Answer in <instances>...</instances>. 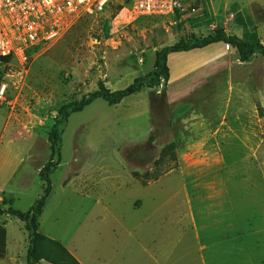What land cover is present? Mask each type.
I'll return each mask as SVG.
<instances>
[{"label": "rangeland", "instance_id": "1", "mask_svg": "<svg viewBox=\"0 0 264 264\" xmlns=\"http://www.w3.org/2000/svg\"><path fill=\"white\" fill-rule=\"evenodd\" d=\"M112 18L107 12L68 21L27 65L0 69V84L8 85L7 101L0 102V198L8 199L0 200V207L27 212L43 182L34 168L53 160L52 185L64 183L88 194L94 200L88 209L99 201L82 227L92 234L118 231L108 250L112 264H156L145 248L154 252L157 240L166 246L160 264H264V52L241 62L228 45L225 59L200 68L196 57H172L168 66L175 62L177 68L167 86L162 81L115 106L97 98L59 126V154L52 155L49 140L63 106L98 91L100 83L117 91L147 77L157 52L167 46L191 44L217 29L264 45V0H189L183 12L148 17L118 31ZM172 142L173 152L162 157ZM8 148L12 152L5 157ZM4 157L13 168L21 167L6 186ZM219 181L213 213L204 217L218 224L222 243L202 252L194 202L209 188L216 192ZM150 183L153 192L143 195L146 208L134 212ZM156 191L168 213L167 234L156 218L148 219L159 208ZM100 203L115 208L114 218L101 222ZM202 207L196 205V212ZM0 224L8 231L0 264H27L25 223L4 214ZM126 230L133 233L128 249ZM81 249L89 251L86 245ZM170 253L174 258L166 262Z\"/></svg>", "mask_w": 264, "mask_h": 264}, {"label": "crops", "instance_id": "2", "mask_svg": "<svg viewBox=\"0 0 264 264\" xmlns=\"http://www.w3.org/2000/svg\"><path fill=\"white\" fill-rule=\"evenodd\" d=\"M228 45L224 43H215L212 45H209L206 48L202 49H195L187 52H177L172 53L168 57V63L170 64L172 57H180V58H187V57H196L198 58V61L196 62L198 64V68L202 66H206L208 64L214 63L218 61V59L222 60L225 59L229 54L227 53V47ZM204 56H207L204 60ZM173 61V60H172ZM170 68V67H169ZM177 68V64L175 62L172 63L170 68V79L172 78V69ZM189 69L186 68L182 71L183 74L180 75V77L186 76V72ZM9 144H12V141H9ZM12 152L10 148L6 149L4 151V156L6 157ZM4 157V160L2 164L7 167V180L4 183L6 186L7 183L13 181L17 178L18 173L20 172V164L18 167L13 168V164L10 160H7ZM25 161L22 159L21 164H23ZM39 165V164H37ZM21 168V167H20ZM41 167L36 166L34 168V175L40 179V173H41ZM29 179V178H27ZM221 181V180H220ZM220 181L218 182L217 190L216 192H212V188H209V191L206 196L196 200L194 202V210H193V219L195 224V233H196V239L199 242L200 251H210V249H215L217 243H222L218 239V230L217 226L218 224L214 222L212 219L211 223L207 221V219L204 217L206 216L211 210H213L215 206L216 197L218 194V187L220 186ZM43 182H42V188L36 193L35 196L29 201L28 207L29 209L33 206L35 201L38 199L40 194L43 191ZM160 184L163 185V183L160 182ZM161 185V186H162ZM150 189H143V194L140 195L144 199L143 195H146L149 191L153 192V183H150L148 185ZM52 192L49 196V198L46 201V204L44 206L43 212L41 217L39 218V231L56 240L59 241L61 244H63L69 252L81 263V264H112L114 254L108 251L112 249L114 243H116L118 238V231L115 229H111L109 231H106L104 229H100L96 231L95 234H92L91 231L88 229H84L82 225L84 224V221L88 219L89 214L94 210L93 207H96L98 205L99 201H96V204L92 205L89 209L88 202L94 201L91 196L88 194L83 193L82 191L78 190L74 186L71 185H52ZM157 197L156 202L157 206L155 207L159 208L155 211L152 210L151 216L148 217V219L156 218L158 223L160 222V225H158L161 229L162 234H167L168 229L166 226H164V223L167 219V212H164V207L162 203V197L161 195L156 191ZM17 195H22L17 194ZM16 195V196H17ZM8 197L14 200V203L16 201L15 198L8 195ZM202 197V196H201ZM3 198L1 197L0 200L2 201ZM142 203V206L139 209H132L134 212H140L143 211V209L146 208L147 203ZM101 204V203H100ZM201 204L203 207L202 209L199 208V211L196 212V205ZM210 204V205H209ZM102 205V204H101ZM103 206V210L105 214L100 213V220L101 222L105 221V217H112L114 218V210L109 209L107 206ZM91 209V210H90ZM152 209V207H151ZM213 212H210V216ZM230 217V216H229ZM211 218V217H210ZM227 216L225 217V221H227ZM147 219V220H148ZM222 219V218H221ZM225 221H221V223H225ZM125 228V227H124ZM8 232V231H7ZM127 236L125 237V240L127 241L126 249L129 248V243L132 238V232L130 230H126ZM8 234V233H7ZM9 239V237H8ZM166 240L163 238L161 239V244L165 243ZM159 240L155 242V247L153 248L154 252L151 253L149 249L145 248V254L148 256L150 253V256L152 257L153 261L156 264H160L162 262L159 261V257L162 258L166 255V246L159 247L158 246ZM81 245L84 247L85 245L89 247V251L87 253H84L81 249ZM111 251V250H110ZM128 255L126 254V257ZM174 258V253H170L168 255V258L166 262L169 261V259ZM28 264V262H27Z\"/></svg>", "mask_w": 264, "mask_h": 264}, {"label": "built area", "instance_id": "3", "mask_svg": "<svg viewBox=\"0 0 264 264\" xmlns=\"http://www.w3.org/2000/svg\"><path fill=\"white\" fill-rule=\"evenodd\" d=\"M189 0H0V69L29 59L54 40L68 21L109 12L118 31L148 17L186 10ZM2 72V70H0ZM8 85L0 84V102Z\"/></svg>", "mask_w": 264, "mask_h": 264}, {"label": "trees", "instance_id": "4", "mask_svg": "<svg viewBox=\"0 0 264 264\" xmlns=\"http://www.w3.org/2000/svg\"><path fill=\"white\" fill-rule=\"evenodd\" d=\"M215 43H224L236 49L241 62L249 61L251 57L258 52H264V45L261 42H245L240 37L227 33L224 29H217L207 36L195 39L191 44H188L185 41H179L174 45L167 46L157 52L154 69L147 77L136 78L130 86L117 91H111L105 86V84L100 83L98 91L91 93L81 101L63 106L59 112V118L50 133L49 140L52 155L55 156L56 154H59V126L67 121L71 112L83 110L91 105L97 98H103L111 106H115L120 104L125 98L140 93L144 88L160 87L162 81H164V85L167 86L170 82V68L168 66V57L170 54L202 49ZM175 145V142L168 144L162 152V157L170 155L173 152ZM55 165L56 163L52 160L41 169L40 177L44 183L43 191L27 212L15 210L12 206L9 209L0 207V216L8 214L25 223L30 238L27 252L28 264H42V261H46L49 264H81L63 244L39 231V218L42 215L46 201L53 188L50 171ZM9 202L12 204L14 200L11 199ZM3 203L6 204L7 201L5 200ZM6 249L7 230L2 224H0V258L5 257Z\"/></svg>", "mask_w": 264, "mask_h": 264}]
</instances>
